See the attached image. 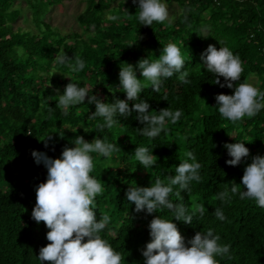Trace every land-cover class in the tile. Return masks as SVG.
<instances>
[{"label": "trees", "instance_id": "16d2710c", "mask_svg": "<svg viewBox=\"0 0 264 264\" xmlns=\"http://www.w3.org/2000/svg\"><path fill=\"white\" fill-rule=\"evenodd\" d=\"M16 1L0 0V264H39L40 248L50 243L46 239L50 229L33 220L31 213L36 187L46 182L47 169L35 162L32 152L59 158L65 147L75 146L71 141L80 135L89 142L97 136L106 138L120 148L111 159L93 154L92 175L104 188L96 200L97 218L108 215L111 221L101 235L123 254L124 264H144L141 249L151 240L148 225L155 216L173 219L167 209L136 213L135 205L126 199V190L151 186L157 177L174 175L187 151L196 155L203 168L202 181L193 182L191 192L170 197L196 213L192 224L175 221L182 235L189 240L212 228L221 236V243L231 245V258H218L220 264H264V208L238 197L230 204L216 198L233 181L243 190L246 165L226 163L231 159L226 143L245 141L250 149L247 163L251 156L264 155V110L237 123L221 118L215 97L233 94L234 88L214 85L215 77L201 64V54L210 44L218 49L227 46L243 62L241 82L256 76L254 85L264 91V0H166L177 2L178 15L171 24L152 26L140 24L138 5L132 0H86L78 16L82 32L69 33L46 20L51 6L64 0H21L32 11L37 32L17 26L24 7H16ZM204 25L210 27L207 38L198 34ZM168 43L180 47L192 83L183 85L174 76L164 82L160 93L153 92L150 84L145 87L141 97L150 103V111L182 110L180 121L154 140L140 134L144 125L135 119L136 113L126 119L117 117V126L100 131L102 118L91 119L95 105L87 100L70 108L68 115L56 107L58 97L53 96L62 94L71 78L80 86L87 85L89 94L105 103L126 99L119 89L121 67L157 59ZM61 49L73 63L75 57L82 58L85 68L72 72L67 64L55 62ZM137 76L143 78L139 71ZM220 79L223 83L224 78ZM45 138L48 147L42 141ZM138 146L149 147L157 156L153 169L146 170L136 161ZM201 205L205 206L202 217ZM217 207L223 208L226 221L216 219Z\"/></svg>", "mask_w": 264, "mask_h": 264}, {"label": "clouds", "instance_id": "9594fccd", "mask_svg": "<svg viewBox=\"0 0 264 264\" xmlns=\"http://www.w3.org/2000/svg\"><path fill=\"white\" fill-rule=\"evenodd\" d=\"M138 5V20L141 25L171 24L175 17L170 15L166 0H132ZM116 20L117 17H109ZM210 27L204 25L198 34L204 38L209 36ZM221 44V42L219 41ZM55 62L67 64L72 72H80L85 68V61L80 57H69L61 49ZM204 69L214 78V85L221 88H234L233 94H217L215 108L221 118L232 123L241 122L245 117L252 118L264 110V91L247 79L241 82L244 72L243 62L229 47L219 49L210 44L201 54ZM127 64V63H126ZM180 47L168 43L163 47L162 54L157 59H141L135 66L127 64L119 72L120 87L126 93V99L116 98L114 102L105 103L95 94H89L87 85L80 86L73 82L66 85L62 94H58L56 107L64 115L69 109L85 104L95 105L91 119L102 118L100 131L112 129L120 123L117 117L128 118L136 113L135 119L144 125L139 129L142 136L154 140L165 132L170 125L176 124L182 117V110H172L170 107L160 111H150V103L141 97L145 87L150 84L151 90L160 93L166 80L176 76L183 85L192 83L190 72ZM142 79L138 78L137 72ZM221 77L224 82H221ZM50 86V85H49ZM57 93L60 92L56 89ZM130 102H134L130 106ZM87 132V128H84ZM30 134V133H29ZM230 136L234 135L228 133ZM63 137L64 135H60ZM46 138H50L48 135ZM45 147H48L47 140ZM237 140V139H236ZM74 147H65L59 158L53 159L45 152L33 150L35 162L43 164L47 169L46 182L36 187V204L32 210V219L37 223L44 222L50 229L46 239L50 242L40 248L37 257L39 264H124V256L115 250L102 237L101 233L111 223L108 215L99 219L96 215V200L104 188L101 182L92 175L95 162L93 154L107 159L120 148L117 144L107 142V139L96 137L93 141L85 140L84 136H76L72 141ZM230 166L244 163L242 176L243 190L234 181L226 185L216 198L222 204H230L238 197L240 200L254 201L257 207L264 208V155L251 156L245 141L226 143ZM134 156L144 169H153L157 164V156L146 146H138ZM185 159L175 167V174L165 179L157 177L151 186H130L126 190V199L135 205V212L147 214L160 213L167 209L173 219L155 216L149 223L151 240L141 249L145 258L144 264H220V259L231 258V245L221 243V236L214 229L197 232L189 240L182 235L177 223L192 224L196 213L190 212L185 203H174L170 197L174 194L181 198L182 192H191L193 182L202 181L203 165L192 151L185 153ZM217 220H227L222 207L215 208ZM205 215V206L199 207V216ZM87 238V239H86ZM220 258V259H218Z\"/></svg>", "mask_w": 264, "mask_h": 264}, {"label": "rangeland", "instance_id": "374dc122", "mask_svg": "<svg viewBox=\"0 0 264 264\" xmlns=\"http://www.w3.org/2000/svg\"><path fill=\"white\" fill-rule=\"evenodd\" d=\"M169 7L170 15L176 17L180 11V7L177 2H166ZM113 4H117L115 1ZM16 7L23 6V15L16 23L18 27H22L26 30L37 32L35 23L32 20V11L21 0H17ZM86 6V0H64L60 4L51 6L49 12H47L46 20L50 21L55 27L59 28L63 33H69L72 31L82 32V28L78 22V16ZM21 8V7H20ZM250 83L255 84L257 82L256 76H250L247 79ZM192 209L196 206L191 204Z\"/></svg>", "mask_w": 264, "mask_h": 264}]
</instances>
